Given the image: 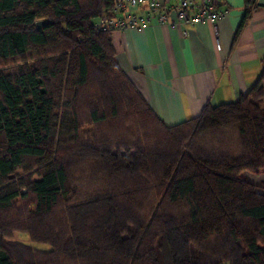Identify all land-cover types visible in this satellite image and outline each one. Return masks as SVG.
Returning <instances> with one entry per match:
<instances>
[{"label": "trees", "instance_id": "obj_1", "mask_svg": "<svg viewBox=\"0 0 264 264\" xmlns=\"http://www.w3.org/2000/svg\"><path fill=\"white\" fill-rule=\"evenodd\" d=\"M111 14L112 0H0V264H34L6 239L21 225L67 264H264V179L240 175L264 174V55L245 92L167 124L95 26ZM86 159L94 185L73 200Z\"/></svg>", "mask_w": 264, "mask_h": 264}, {"label": "crops", "instance_id": "obj_2", "mask_svg": "<svg viewBox=\"0 0 264 264\" xmlns=\"http://www.w3.org/2000/svg\"><path fill=\"white\" fill-rule=\"evenodd\" d=\"M255 2L241 21L243 0H220L228 11L216 33L208 22L185 33L166 24L112 31L117 62L165 123L194 116L207 100H233L254 82L264 55V0Z\"/></svg>", "mask_w": 264, "mask_h": 264}, {"label": "built area", "instance_id": "obj_3", "mask_svg": "<svg viewBox=\"0 0 264 264\" xmlns=\"http://www.w3.org/2000/svg\"><path fill=\"white\" fill-rule=\"evenodd\" d=\"M220 0H112V14L95 21L98 29L122 31L150 24L185 25L208 22L216 33L215 22L227 13ZM215 47L220 44L215 41Z\"/></svg>", "mask_w": 264, "mask_h": 264}, {"label": "rangeland", "instance_id": "obj_4", "mask_svg": "<svg viewBox=\"0 0 264 264\" xmlns=\"http://www.w3.org/2000/svg\"><path fill=\"white\" fill-rule=\"evenodd\" d=\"M5 65L7 66L9 64L6 63L1 66H5ZM88 126L89 124L84 123V122L81 124L80 128H78V131H77L78 137L80 138L85 137V135H83L82 133H84L85 131L91 130V128L88 129L89 128ZM93 163L94 161L86 159V160L76 163V165L71 167L69 183L67 184V187L69 189L70 195L73 198V200H76L78 197L82 198L83 195L90 192V189L88 188L94 185V182L89 180V179H92L93 170H91L90 164L93 165ZM42 167H43L42 164L33 165L28 171L21 172V173L24 176L28 174L30 177H36L38 175L36 171L40 170ZM98 172H100V170ZM240 175L254 182L257 185L258 189H262V180L264 179L263 171L252 173L250 171L245 170V171H242ZM31 200H32L31 195H28L27 198L17 199L15 201L14 210L8 211L7 216L9 218H14L17 216V212L19 210L24 211L27 206L32 207ZM63 205H64V202L61 199L59 203L56 205L57 213L54 212L52 215L53 225H59V224L62 225L63 223L66 225L65 215H63V213H58V211L60 210L58 207H61V206L63 207ZM14 223L15 221H13L12 224ZM6 239L10 242H14V243L18 242L21 244L28 245L31 249L39 252V254L35 255L34 257V262H33L34 264H67L66 263L67 259L65 255H62V257L59 259H51L52 257L50 253L41 254L42 252L48 251L50 248V245L44 241L31 240L22 225L20 229H15L12 232H9L7 234ZM65 251H68V250L65 249ZM78 264H81V263L79 262ZM84 264H88V263L84 262Z\"/></svg>", "mask_w": 264, "mask_h": 264}]
</instances>
